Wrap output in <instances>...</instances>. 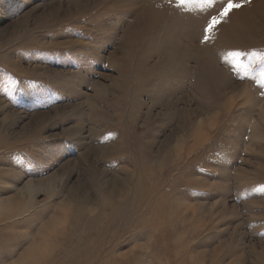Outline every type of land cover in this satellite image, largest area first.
Returning a JSON list of instances; mask_svg holds the SVG:
<instances>
[{
    "label": "rangeland",
    "instance_id": "obj_1",
    "mask_svg": "<svg viewBox=\"0 0 264 264\" xmlns=\"http://www.w3.org/2000/svg\"><path fill=\"white\" fill-rule=\"evenodd\" d=\"M22 188L0 264H264V0H0Z\"/></svg>",
    "mask_w": 264,
    "mask_h": 264
},
{
    "label": "bare ground",
    "instance_id": "obj_2",
    "mask_svg": "<svg viewBox=\"0 0 264 264\" xmlns=\"http://www.w3.org/2000/svg\"><path fill=\"white\" fill-rule=\"evenodd\" d=\"M24 196H25V194H24V191L22 188L18 191L17 194H14L13 197L11 196V197L3 200L2 202H0V207H2L3 205L6 204V206H3V207H6L9 211V213L14 215L15 211H20L23 206H26V204L23 205L24 203H26L25 202L26 199L24 198Z\"/></svg>",
    "mask_w": 264,
    "mask_h": 264
},
{
    "label": "crops",
    "instance_id": "obj_3",
    "mask_svg": "<svg viewBox=\"0 0 264 264\" xmlns=\"http://www.w3.org/2000/svg\"><path fill=\"white\" fill-rule=\"evenodd\" d=\"M1 210L5 211L4 209H1ZM3 211H2V212H3ZM4 214H5V213H2L1 215H4Z\"/></svg>",
    "mask_w": 264,
    "mask_h": 264
}]
</instances>
